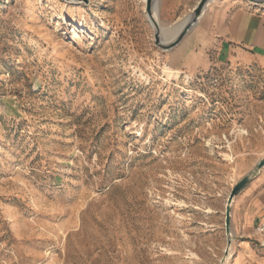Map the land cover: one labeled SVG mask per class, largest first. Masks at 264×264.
Masks as SVG:
<instances>
[{"label": "rangeland", "instance_id": "374dc122", "mask_svg": "<svg viewBox=\"0 0 264 264\" xmlns=\"http://www.w3.org/2000/svg\"><path fill=\"white\" fill-rule=\"evenodd\" d=\"M184 1L157 0L164 41ZM146 4L0 0V264H264L234 223L251 181L225 223L264 158V43L222 29L264 32V4L209 0L170 49Z\"/></svg>", "mask_w": 264, "mask_h": 264}, {"label": "crops", "instance_id": "0c3cea01", "mask_svg": "<svg viewBox=\"0 0 264 264\" xmlns=\"http://www.w3.org/2000/svg\"><path fill=\"white\" fill-rule=\"evenodd\" d=\"M183 1L162 0L163 17L167 21H171V23L179 19L183 15V5H186L185 1ZM204 14L206 13L203 12V15L199 17V23L205 21L206 15ZM251 17L242 10L230 12L225 17L224 23H222V29L226 34L233 35L234 37H236V34L240 30L241 36L239 38L241 41L246 42L249 46L259 48L264 43L263 27L252 31V26H250L249 22L257 19ZM255 30L257 34H255ZM185 36L179 43L184 40ZM260 220L264 221V167L259 169L258 173L253 176L250 184L240 194L234 212V223L241 226L240 231L243 233L253 234L255 226Z\"/></svg>", "mask_w": 264, "mask_h": 264}, {"label": "water", "instance_id": "95a60500", "mask_svg": "<svg viewBox=\"0 0 264 264\" xmlns=\"http://www.w3.org/2000/svg\"><path fill=\"white\" fill-rule=\"evenodd\" d=\"M209 0H200L198 5L194 8L193 13L191 14V18L189 22L183 27V29L178 33V35L170 42H165L163 37L164 29H162L158 23V20L154 16V9L156 7L157 0H146V8L149 15L150 20L156 27V43L163 47L164 49H170L177 45L186 33L190 30L192 25L198 20V18L202 15L205 6L208 4ZM254 3H261L264 4V0H249ZM259 169L264 167V158L258 164ZM254 172L247 174L243 177L232 189L231 194L228 198L227 208H226V230L230 233V223H231V216H232V204L234 202V198L237 194L252 180L254 176ZM230 243V241H229Z\"/></svg>", "mask_w": 264, "mask_h": 264}, {"label": "bare ground", "instance_id": "6f19581e", "mask_svg": "<svg viewBox=\"0 0 264 264\" xmlns=\"http://www.w3.org/2000/svg\"><path fill=\"white\" fill-rule=\"evenodd\" d=\"M159 14V13H158ZM148 15V14H147ZM155 15L157 16V10H155ZM190 18H191V15H190V17H188V18H185V19H183L180 23H178L174 28H172V30H170V31H172L173 32V34L170 36V37H166L167 39H165V42H170V41H172L177 35H178V33L183 29V27L189 22V20H190ZM165 28V27H164ZM163 28V29H164ZM168 28V27H167ZM164 30H166V29H164ZM171 32V33H172ZM166 35H168V34H166Z\"/></svg>", "mask_w": 264, "mask_h": 264}, {"label": "built area", "instance_id": "2783aa9c", "mask_svg": "<svg viewBox=\"0 0 264 264\" xmlns=\"http://www.w3.org/2000/svg\"><path fill=\"white\" fill-rule=\"evenodd\" d=\"M257 234L264 239V221H261L256 226Z\"/></svg>", "mask_w": 264, "mask_h": 264}]
</instances>
